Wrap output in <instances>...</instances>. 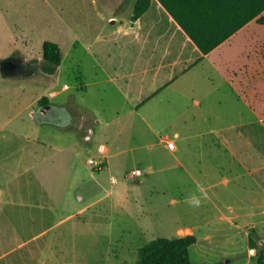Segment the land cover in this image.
<instances>
[{
  "label": "rangeland",
  "instance_id": "374dc122",
  "mask_svg": "<svg viewBox=\"0 0 264 264\" xmlns=\"http://www.w3.org/2000/svg\"><path fill=\"white\" fill-rule=\"evenodd\" d=\"M119 1L47 0L58 10L60 20L51 27L44 24L42 35L25 47L29 49L28 58H33L29 61L36 63L37 69L5 78L0 71V186L7 185V204L0 203V264H139L141 249L151 241L188 235L197 238L190 248L192 264H258L261 259L264 263V129L255 123L264 120V81L257 91L239 93L245 96L243 102L231 103L236 105L235 119L252 121L244 131L246 143L251 135L253 143L258 144L256 132L262 138L261 151L246 164L255 169L260 163L263 169L247 174L246 167L237 162L233 165L225 157L205 155L199 162L206 172L202 182L217 186L201 191L191 185L190 174L180 166L185 157L181 155L179 160L148 145L154 132L129 114V92L99 81L101 69L106 66L97 40L104 26L98 14L107 19L117 14L123 20L135 21L138 0H123L122 7ZM73 33L79 39H74ZM263 39L264 24L255 21L238 36L234 47L236 59L242 60V49L254 46L252 58L247 61L252 63L254 77L256 68L264 69ZM46 41L60 45L62 63L55 75L47 71L51 65L44 59ZM2 46L0 52L6 56L3 59L11 55L10 48L20 47ZM129 65L127 54L122 67ZM85 84L89 86L87 91ZM67 85L71 88L56 100H72L79 109L80 131L91 149L94 135L91 140L86 138L91 130L99 135V142L107 140L106 154L112 155L107 159L109 167L93 149L85 155H76V149L75 153L60 154L51 145L69 141L65 136L57 142L53 126L35 130L36 144L42 141L47 145L39 149L37 157L27 152L35 143L8 133L23 118L34 126L29 112L36 111L43 98L51 103L56 96L53 92ZM244 100L250 108L243 104ZM28 104L32 107L24 111ZM90 109L101 117L102 124L95 125L83 115ZM20 110L25 112L22 116L17 115ZM179 122L180 119L164 132L173 136L190 130ZM189 156L188 161L196 162ZM166 163L173 168L162 170ZM29 165L31 172H22ZM136 169L145 174L132 176ZM192 174L197 178L196 171ZM192 196L199 198L198 206L189 203Z\"/></svg>",
  "mask_w": 264,
  "mask_h": 264
},
{
  "label": "crops",
  "instance_id": "0c3cea01",
  "mask_svg": "<svg viewBox=\"0 0 264 264\" xmlns=\"http://www.w3.org/2000/svg\"><path fill=\"white\" fill-rule=\"evenodd\" d=\"M122 2L123 0L118 2L120 7ZM98 16L101 22H104L97 40L101 44V61L106 66H102L104 68L99 74V81L119 91L124 87V92H129L128 98L126 97L131 98L129 114L153 130L154 137L148 143L152 149H162L176 159L181 155L185 157L186 161L181 160L180 166L184 168L187 175L190 174L189 177L193 181L191 185H195L201 191L217 186V183L205 185L202 182V178H206V172L205 166L200 163L202 159H205V155L225 157L228 163L233 165L237 162L240 166L246 167L247 174L253 175V172L254 174L260 172L261 167L263 169L262 165L259 167L260 163L255 169L249 168L246 164L247 159L251 160L261 151L259 148L262 147V138L256 132L258 144L253 143L251 135L246 143L244 131L247 127L249 128L252 121L245 118L235 119L233 111L236 105L231 106V103L236 100L243 102L242 99L245 96L239 93L257 91L264 81L262 78L264 69L256 68L255 75L258 78L254 77L252 63L247 62L252 58L254 46L250 49H242L241 54L244 55L242 60L236 59L237 54L234 51L238 36L247 31L256 20L249 22L208 54H204L158 0H152L150 9L135 21L123 20L117 14L111 15L108 19L103 14ZM59 20L58 10L54 9L53 5H49L47 0H0V46L20 45V47L10 48L11 55L8 57H15L26 64L36 66V63L29 61L33 58H28L29 49L25 47L33 43L38 35H42L44 24L51 27L54 23L58 24ZM71 30L69 26V31ZM73 36L74 39H79L77 34L73 33ZM127 54L130 55V65L123 68V58ZM4 57L6 56L3 52H0V58ZM37 67L38 65L36 69ZM60 67L61 65L58 67L59 70ZM88 87L85 84L86 91ZM70 88L67 85L53 92L56 96L51 103L49 102L54 110L53 120L51 118L37 119L35 110L30 111L29 118L34 126L28 119L23 118L20 123L11 126L8 133L14 137H23L29 143H35L33 148L27 149V152L30 156L37 157L41 153L39 149L47 145L42 141L36 144V139L33 137L35 130H39L44 125L53 126L57 132L54 133L57 135V142L65 136L69 141L67 144L61 145L55 142L51 145V147L55 146L60 154H68L76 149V155H85L93 149L107 161L106 166L109 167L107 159L112 155L106 154L107 140L99 142V135L94 129L91 130L95 139L91 149L87 145L90 143L85 140V134L80 131L82 125L77 118L81 115L78 112L79 109L72 100H56ZM246 100L243 104L250 108L251 105ZM174 103H177L178 107H171ZM30 105L28 104L24 111L32 107ZM173 108L177 109L176 113L173 112ZM243 108L241 106L240 109ZM24 111H18L17 115L22 116ZM239 113L244 114L243 111ZM173 114L174 117H171ZM83 115L95 125L102 124L101 117L92 109L83 112ZM179 119V123L190 130L175 132L173 136L164 132ZM258 122L260 130L264 129V120L255 123L258 124ZM160 124L162 126H155ZM5 125L9 126L7 123ZM189 155L196 158V162L188 161L191 159ZM164 156H166L165 153ZM42 159L44 161V158ZM196 164L201 167L194 168ZM212 165L216 166L215 162ZM172 168L173 166L166 163L162 170L167 171ZM31 170L32 167L29 165L25 166L22 172L29 173ZM148 170H151V167ZM192 171L198 173L197 178L193 176ZM144 174L145 172L142 171L141 176L138 177ZM132 176L137 177L135 174ZM113 179L116 181L115 177ZM82 193L80 189L81 197ZM2 195L5 199H0V203L7 204V185L0 186V198ZM2 212L7 220V209Z\"/></svg>",
  "mask_w": 264,
  "mask_h": 264
},
{
  "label": "trees",
  "instance_id": "16d2710c",
  "mask_svg": "<svg viewBox=\"0 0 264 264\" xmlns=\"http://www.w3.org/2000/svg\"><path fill=\"white\" fill-rule=\"evenodd\" d=\"M198 46L208 54L249 22L264 24V0H158ZM152 0H138L133 20L140 18ZM44 59L53 74L62 63L60 45L44 43ZM1 61V58H0ZM41 99L39 104L45 103ZM194 235L181 238H157L141 249L139 264H192L190 248ZM258 264H264L261 259Z\"/></svg>",
  "mask_w": 264,
  "mask_h": 264
},
{
  "label": "flooded vegetation",
  "instance_id": "af4514ba",
  "mask_svg": "<svg viewBox=\"0 0 264 264\" xmlns=\"http://www.w3.org/2000/svg\"><path fill=\"white\" fill-rule=\"evenodd\" d=\"M17 62V72L16 74L18 75L19 72L25 70L24 72L30 73L28 70L33 69L35 71V65L33 64H26L22 63L20 61ZM53 108L51 107V104L49 102L40 104L39 107L37 108L36 112V117L37 119H50L54 112Z\"/></svg>",
  "mask_w": 264,
  "mask_h": 264
},
{
  "label": "water",
  "instance_id": "95a60500",
  "mask_svg": "<svg viewBox=\"0 0 264 264\" xmlns=\"http://www.w3.org/2000/svg\"><path fill=\"white\" fill-rule=\"evenodd\" d=\"M16 61H20L24 63L23 60L17 59L15 57L1 59L0 71H1L2 77L5 78V77H10V76H17L16 74L17 62ZM125 264H129V263H125Z\"/></svg>",
  "mask_w": 264,
  "mask_h": 264
},
{
  "label": "clouds",
  "instance_id": "9594fccd",
  "mask_svg": "<svg viewBox=\"0 0 264 264\" xmlns=\"http://www.w3.org/2000/svg\"><path fill=\"white\" fill-rule=\"evenodd\" d=\"M188 200H189V203L193 206H198L200 204V200L196 196L189 197Z\"/></svg>",
  "mask_w": 264,
  "mask_h": 264
},
{
  "label": "built area",
  "instance_id": "2783aa9c",
  "mask_svg": "<svg viewBox=\"0 0 264 264\" xmlns=\"http://www.w3.org/2000/svg\"><path fill=\"white\" fill-rule=\"evenodd\" d=\"M91 136H92V131L90 132V134H88V136H86V138L87 139H91ZM91 162H92V160H91ZM133 174L140 175V174H142V170L136 169V170L133 171Z\"/></svg>",
  "mask_w": 264,
  "mask_h": 264
}]
</instances>
